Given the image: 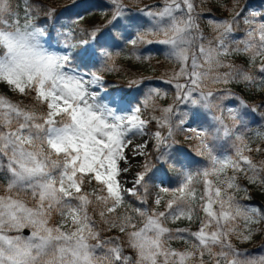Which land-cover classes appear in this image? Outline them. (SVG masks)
<instances>
[{"label":"snow or ice","instance_id":"snow-or-ice-1","mask_svg":"<svg viewBox=\"0 0 264 264\" xmlns=\"http://www.w3.org/2000/svg\"><path fill=\"white\" fill-rule=\"evenodd\" d=\"M109 3L114 6L109 23L116 27L118 24L113 22L124 17L126 9L123 0H109ZM238 3L239 0H235L231 21L214 25L218 33L215 45L211 40L205 41L199 31L193 0H165V6L158 12L144 10L145 15L157 21L156 31L136 34V39H131L130 35L129 42L132 45L151 43L145 40L146 35H163L164 39L158 42L170 47L171 57L180 65L179 71L166 81L175 87L177 103L211 110L216 94L209 89V83H229L236 79L255 83L256 78L246 70L235 69L221 59L232 53H245L253 61L264 57V13L251 11L241 16L245 10L236 7ZM23 19L21 23L11 0H0V81L21 96L30 97L46 111L38 113L0 97V172L7 175L6 194L0 195V264H158L159 257H163V264H196L193 259L196 252H177L167 247L168 240L190 238L195 240L193 249L199 250L198 264H205L202 258L205 253L216 256V264H264V259H239L240 253L231 242L233 237L249 240L252 233L249 225L256 222L254 211L242 210L219 186L223 183L226 188H238L235 176L217 183L214 191L211 181L207 180L210 175L229 167L234 172L251 171L253 175L249 179L257 180L259 173L264 172V162L258 168L245 155L246 151L253 150L246 137L233 133L232 128L224 124L222 114H214L213 119L221 125L217 131L222 132L224 138L232 139L235 149L234 156L219 158L213 155L206 133L191 125L184 128L186 114H178L173 106L160 109V118L143 119L142 112L160 96L156 89L142 103L137 101L139 106L132 109V115H118L122 110L120 106L126 103L125 97H115L104 104L98 95L103 86L102 73L114 70V56L108 51L111 45L105 38L107 34L98 40V30H93L88 38L64 45L69 50L80 48L75 56L56 54L44 47L42 38L46 31L32 23L27 8ZM241 19L246 25V37L236 41L233 48L229 37L233 25ZM130 23L135 26L136 19L132 18ZM64 35L67 39L71 32ZM101 58L104 62L99 71L81 72L80 65L72 63L76 59L84 67H95ZM219 68L230 71L219 73ZM259 71L264 72V60ZM228 115L233 125L237 121L243 124L238 110L228 109ZM174 116H178L175 122ZM152 120L158 124L153 138L160 160L168 162L167 152L161 148L167 149L174 142L175 131L179 129L190 132L189 139L198 141L200 154H207L211 167L197 174L205 178L206 190L200 199L206 202L199 205L204 216L199 230L194 233L187 236L169 234L163 239L169 233L159 219L165 216L164 212L150 215L141 211L144 224L139 229L128 216L104 220L109 229L117 228L126 233L127 243L137 252L138 258L133 260L123 255L116 239L101 238L89 215V207L98 208L99 215L104 218L124 203L125 193L137 195L136 189H146L154 178V173L149 175L152 165L145 163L136 173L133 188L123 189L119 179L121 172L128 171L120 167L121 162L128 160L122 152L132 143L133 136L146 133V124ZM256 135L264 139V133ZM146 147L147 143L136 145L132 154L145 155L142 149ZM193 179L191 173L182 174L178 191L194 193ZM261 182L264 183V179ZM93 185L92 191H88ZM22 193L29 194L35 201L33 207L19 198ZM155 202L159 204L160 199ZM167 208L173 220L181 217L191 220L195 211L193 202L182 196L168 201ZM53 214L60 217L59 226H49ZM238 217L246 221L247 235L234 223ZM69 223L75 231H62ZM24 228L32 230L31 236L22 234ZM93 240L96 243H90ZM214 248L219 251L213 252ZM97 249L106 251L97 256Z\"/></svg>","mask_w":264,"mask_h":264},{"label":"rangeland","instance_id":"rangeland-1","mask_svg":"<svg viewBox=\"0 0 264 264\" xmlns=\"http://www.w3.org/2000/svg\"><path fill=\"white\" fill-rule=\"evenodd\" d=\"M92 8H96V12L99 16L100 20H104L109 28L112 29L113 34L116 38L112 37V33L108 32V28L103 30V34H107L105 36L108 39L111 47L108 48V51L113 53L114 61L112 62V67L114 64H121L122 66H126L130 75L125 74L123 70L120 71L121 74L125 75V81L130 84V86H126L124 88H118L112 90V87L116 86V84H109L107 79L112 78L115 80H119L116 77L119 75L116 70L108 71L111 76L104 77L103 86L100 89L98 95L101 98V103L109 104V102L119 96L125 97L126 103L121 105L120 111L117 112L118 115L130 116L133 114L132 109L135 106H139L137 101L140 103L148 96L153 89H156L160 92L159 97H155L153 102L150 103L142 112L143 119H150L151 117L160 118L162 113L160 109L173 106L175 111L180 115L186 114L187 123L183 126L187 128L189 125L197 128L198 130H203L210 143V146L213 148V155H216L219 158H223L225 156H234L235 149L233 148L234 141L230 138H224L222 132H218L217 130L221 127L219 123H217L213 116L223 115L224 124L228 125L232 128L233 133L241 134L242 129L239 124L233 125L232 120L229 118L228 109H232L234 111H239V106L242 104L243 100L247 96V92L245 89L246 82H243L240 79L233 80L229 83H209L208 87L215 94L214 103L211 110L201 108L199 106L192 105H184L179 104L176 101V90L173 85L166 83L172 75L179 71L180 65L177 64L173 57L170 55V47L168 45H164L159 43L158 41L164 39L162 34H149L145 36V40L152 41L151 43H137L135 46L129 42L128 37L131 35V39H136V34L139 33H154L156 31L157 21L151 17H148L144 14L145 9H151L152 11H160L165 6V0H123L124 7L126 9V14L119 21L113 22L118 24V26L114 27L113 24H110L109 21L112 19L113 15V5L109 3V0H105V2H101L97 4V0L93 1ZM235 0H193V4L195 6L194 15L197 18V23L199 26V31L202 33L205 41L211 40L213 41V45L216 42L217 29L214 27L215 24L224 21L232 20V9ZM236 7L244 9L245 12H242L241 15L244 16L247 12L256 11L258 13H264V0H239V3ZM132 18L136 19L135 26H132L130 20ZM23 23V22H21ZM166 23L161 22V26ZM241 23L244 34L241 38H237L234 36L232 32L229 37L230 40L233 41L232 47L235 48L236 41L244 40L246 37V25L243 23L241 19L239 21ZM236 23V24H239ZM46 31V35L42 38V43L44 47L51 52H55L56 54H65L68 53L72 56H75L77 53L81 51L80 48H69L64 47L65 44L72 45L77 43L79 40H71L69 37L65 38V32L62 31L61 26H57L55 24L51 27L49 26H41ZM236 27V26H234ZM233 27V28H234ZM51 29H55V33H51ZM134 46V49H127L126 46ZM118 57V59H116ZM153 57L154 59L150 60ZM264 57H257L254 61L245 54V53H232L228 56L221 57L223 63L232 65L235 69H243L237 66V61L246 63L249 67L255 66L261 61ZM103 58L96 62L95 67H84V65L79 61L74 59L72 63L74 65H80L78 68L81 72L88 71H96L101 68L103 65ZM129 66H134L136 70H131ZM114 69V68H113ZM244 70V69H243ZM219 73H224L230 71L229 68H219L217 70ZM248 72V70H247ZM249 73V72H248ZM250 74V73H249ZM135 81V83H133ZM0 84L6 83L0 81ZM8 90L14 94H18L14 91L9 85H7ZM241 91V92H239ZM0 97H4L1 93L0 89ZM7 100H11L8 96ZM131 103H127V102ZM35 103V102H34ZM111 106V105H110ZM34 111H39L42 107H39L35 104L32 108ZM247 111L248 109L245 108ZM115 110V108H114ZM46 111V109H44ZM173 122L178 119V116L172 117ZM156 121V120H155ZM147 126V124H146ZM156 126L158 128V124L156 122ZM179 132L182 136V140L188 143V149L177 148L175 145V139L173 137V143L167 148H161V151H166L167 156L165 159L168 161L167 163L163 160L159 159L160 152H158L154 145L155 141L152 133L149 137H147L146 133L144 135H135L132 138V143L128 145V147L122 152V155H126L128 157L127 163L121 162V168H127L128 171L121 172L119 179L122 181L121 187L123 189H131L134 184L133 181L135 179L136 173L142 170V167L145 163H150L152 165V170L149 175L154 173V180L156 181V185L159 189V192L153 198V207H147L146 203L143 200H139L135 202V207L129 208L127 210L128 205L122 204L119 208H117L116 212L110 213L107 215L105 219H109L111 217H131V222L136 226V229L143 227V219L140 216V212H146L150 215H154L158 212H164L165 216L160 217L159 219L162 222V226L169 230V233H166L163 239H167L169 234L171 235H185L188 233H194L200 228V220L204 216L199 215L197 213V208L201 203L206 202L202 201L200 197L205 194L206 183L204 177L198 176V173H202L205 169L211 167V161L207 154L201 155L198 141L193 138L189 139V136L192 134L190 132L181 131L177 129L175 134ZM219 137V138H218ZM147 143L146 148L142 149L145 155H133L132 150L136 145ZM154 149V152L151 153V149ZM242 168L246 166L241 164ZM4 173V172H0ZM191 173L193 175V185L194 193L180 192L178 189L182 183V174ZM262 173V172H261ZM259 173V176L255 182L249 179L253 175L251 171H233L231 167L226 169L224 172H219L216 175H210L207 180L211 181V189L214 191L215 186L220 181H223L226 177L235 176V184L238 185V188H226L223 183H220L219 186L224 189L225 195H231L234 202L240 206L242 210H248L249 212L254 211L256 213V222L251 223L249 227L252 229L251 238L247 241L237 240L235 237L232 238V244L235 249L240 253L239 259L246 260H256L259 261L264 259V220L261 221L259 217V212L257 205L255 204V197H259L264 201V183L261 182L264 179V176ZM202 188L197 189L196 185L200 184ZM6 185L0 184V195L6 194L4 189ZM95 186V185H94ZM167 189V191H164ZM137 191V189H136ZM132 195L127 193L124 194V200ZM184 197L185 199L191 200L195 207V211L193 213V218L188 220L186 218L181 217L180 219L173 220L169 215V209L167 208V202L175 199L176 197ZM28 207H33L35 201L32 200L29 194H20L19 197ZM160 199V203L157 204L156 199ZM129 202V199H128ZM102 207V206H101ZM175 207V205H174ZM215 207V206H214ZM93 210V207H89ZM98 209V208H96ZM90 215V212H89ZM103 218V222H104ZM60 217L56 214H53L49 226H59ZM241 231H244V234L247 235L248 232L245 229L244 225L246 221L243 218L238 217L234 222ZM105 225L104 234L97 228L100 232L101 238L103 240L116 239L117 242L123 249V255H130L133 260L138 258L137 252L129 246L127 243V235L126 233H121L117 228L109 229L108 226ZM29 231V235L31 236V229L24 228L22 229V234L24 230ZM133 229H129L131 231ZM177 230H180L179 233ZM62 231H75L72 225L69 223L62 228ZM109 231H111L110 235ZM260 235V242L255 241V235ZM25 236V235H24ZM25 236V237H28ZM104 236V237H103ZM90 243H96V241H90ZM195 243L194 238H190L187 240H179L173 239L168 240L167 247L177 251H194L197 253L193 259L198 264L200 259L198 249H193L192 245ZM106 249H97L96 255H103ZM218 248H214L213 252H218ZM205 261V264H216V256H210L208 253H205L202 257ZM170 260L173 258H169ZM158 264H163V257L158 258Z\"/></svg>","mask_w":264,"mask_h":264},{"label":"trees","instance_id":"trees-1","mask_svg":"<svg viewBox=\"0 0 264 264\" xmlns=\"http://www.w3.org/2000/svg\"><path fill=\"white\" fill-rule=\"evenodd\" d=\"M93 1L94 0H27V3H25V0H11L13 7L18 11L19 16L21 17V22H24L23 18L25 16V8H27L29 13L32 15L33 24L49 27H51L52 25L55 26V24L58 27L61 26L63 32H71V36H69V38L72 41H80L81 39L88 38V34L93 30H98L97 39L99 40L100 36H105L103 34V30L106 28H108L109 33H112V37L116 38V36L112 32V29L109 28L107 23L104 20L99 19L96 8L91 7L94 4ZM101 2H105V0H97V4ZM45 21L47 22L45 23ZM233 27L234 36L237 38H241V36H243L244 34V29L241 23L234 24ZM50 31L52 34L55 33V29L50 28ZM134 46L127 45L126 48L131 50L135 48ZM116 59H118V57ZM152 59L154 58L151 57L150 60ZM262 60H264V58ZM261 61H259L255 66L250 67L244 62L237 61L238 67H241L246 71L248 70L250 75L256 78L254 84H244L247 96L239 106V112L242 116L243 124H241L239 121H237L236 124H239V126H241V134L246 137V142L248 143L249 148L253 149L252 151H246L245 155L249 156L258 168L260 167L261 162H264V139H261L256 135L257 133H264V72L259 71ZM113 68L118 72L119 75L116 78L119 80L108 78V81L112 84H116L117 87L124 88L126 86H130V84L124 79L125 75L120 73V71L123 70L125 74L130 75L129 69L126 66L121 67V64H114ZM129 68L131 70H136L134 66H129ZM102 74L105 77L111 76L108 71L103 72ZM0 89L3 96H5L6 98L8 96L11 99L9 101L14 104H19L22 107L31 109L33 108V106H35L34 101L30 97L21 96L10 92L7 85L5 84H0ZM245 108H247L248 111ZM43 111L44 108L37 112L40 113ZM156 130L157 126L155 120H152L147 124V134L150 135ZM174 139L177 148L188 149V143L182 140L183 138L179 132L174 135ZM151 150V153H153L154 149L152 148ZM261 174L262 176H264V172H262ZM202 180H205V178ZM0 184H7V175L5 173H0ZM93 187L95 186L93 185L88 187V191H92ZM196 188L201 189V183L196 185ZM158 192L159 189L156 185V181L152 179L148 182L146 189L138 187V194L128 197L129 202L126 198L124 200V204L128 205L127 210H129V208L135 207L136 201L143 200L146 203L147 207L152 208L153 198ZM255 199L259 217L261 221H263L264 201L257 196L255 197ZM89 212L92 216L94 224L101 231V233L104 234L105 225L103 222V218H101V216L99 215V209L92 210L91 208H89ZM197 213L199 215L203 214V212L200 211L199 207L197 208ZM110 233L111 231H109L108 236L110 235ZM260 235L261 234L255 235L256 242H260Z\"/></svg>","mask_w":264,"mask_h":264},{"label":"water","instance_id":"water-1","mask_svg":"<svg viewBox=\"0 0 264 264\" xmlns=\"http://www.w3.org/2000/svg\"><path fill=\"white\" fill-rule=\"evenodd\" d=\"M24 234H25V235H29V231L25 230V231H24ZM126 256L130 257V255H126Z\"/></svg>","mask_w":264,"mask_h":264}]
</instances>
